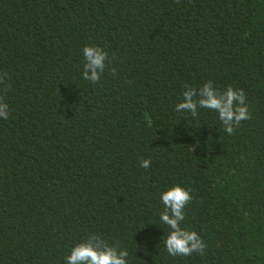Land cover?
<instances>
[{"label": "trees", "instance_id": "trees-1", "mask_svg": "<svg viewBox=\"0 0 264 264\" xmlns=\"http://www.w3.org/2000/svg\"><path fill=\"white\" fill-rule=\"evenodd\" d=\"M85 46L108 53L98 83ZM3 74L0 264H66L91 234L127 264H264V0H0ZM208 81L245 92L231 135L176 111ZM176 185L203 254L166 250Z\"/></svg>", "mask_w": 264, "mask_h": 264}, {"label": "clouds", "instance_id": "clouds-1", "mask_svg": "<svg viewBox=\"0 0 264 264\" xmlns=\"http://www.w3.org/2000/svg\"><path fill=\"white\" fill-rule=\"evenodd\" d=\"M83 55L85 58L83 78L98 83L107 63L110 62L108 53L98 46H85ZM111 71L115 74V69ZM5 78L6 74L0 75V85L5 84ZM183 97V102L176 106V111L190 112L193 118L198 115V107L216 111L225 132L229 135L242 121L251 119L243 89L228 86L226 90L220 92L212 81H208L199 90L186 86ZM9 115V105L0 98V118L6 120ZM140 163L145 169L151 165L149 159H142ZM161 199L165 207L160 213V220L172 230L164 240L168 254L172 256H190L194 252L203 254L206 245L202 238L195 231L180 227L185 219L184 209L193 199L190 190L176 185L164 192ZM128 255V251L121 250L118 243L109 245L99 235L91 234L83 242L75 245L65 259L66 264H127Z\"/></svg>", "mask_w": 264, "mask_h": 264}]
</instances>
